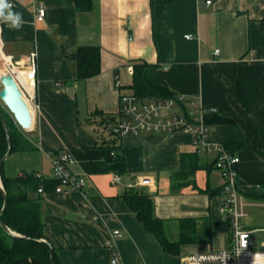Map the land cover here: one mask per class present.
I'll return each instance as SVG.
<instances>
[{
    "label": "crops",
    "instance_id": "crops-1",
    "mask_svg": "<svg viewBox=\"0 0 264 264\" xmlns=\"http://www.w3.org/2000/svg\"><path fill=\"white\" fill-rule=\"evenodd\" d=\"M92 1L91 10L81 13L74 0H8L23 23L16 28L0 20L3 54L13 58V73L24 81L20 88L31 110L30 129L20 130L37 147L9 155L3 170L10 178L22 172L40 177L43 193L31 196L40 199L44 234L59 260L109 264L117 253L123 264H182L188 254L228 248L216 157L193 135L122 138L117 146L127 173L120 184H111L94 114L116 116L120 96L132 91L128 68L134 62L148 64L142 81L152 98L182 95L197 102L210 127L206 145L243 143L230 154L240 158L234 170L248 203L243 224L255 246L254 234L264 233V201L246 195L264 197V0H211L210 5L203 0ZM39 6L46 12L42 22L35 19ZM84 45L100 47L101 72L81 83L74 81L68 55ZM59 151L70 152V172L85 177L86 198L55 191L60 184L52 177L47 153ZM193 152L201 167L194 172L195 187L171 188L180 156ZM208 165L207 172L202 167ZM148 178L150 184L137 188L152 196L154 215L163 221L170 242L179 241L181 220L195 222V242L181 244L178 256L161 249L120 197L129 182L133 186ZM208 189L216 193L210 196ZM114 230L123 236L108 248ZM11 264L40 262L28 258Z\"/></svg>",
    "mask_w": 264,
    "mask_h": 264
},
{
    "label": "trees",
    "instance_id": "trees-1",
    "mask_svg": "<svg viewBox=\"0 0 264 264\" xmlns=\"http://www.w3.org/2000/svg\"><path fill=\"white\" fill-rule=\"evenodd\" d=\"M172 0H169L170 3ZM92 0H74V6L78 12H88L92 8ZM68 57L74 63V81L84 83L87 79L100 74L101 55L100 47L84 45L78 47ZM148 64L134 62L132 64L131 90L139 99L152 98L153 93L142 81V73ZM0 112L7 124V133L3 128L0 118V161L9 153L27 152L35 150L37 147L32 141L25 137L16 122L10 118L0 105ZM98 120L95 122L98 130V139L101 140L100 147L103 156L108 161V171L124 176L127 171L123 157L118 152L117 143L119 140L110 139L108 132L104 130V124L115 121L116 116L105 115L95 112ZM117 146V147H116ZM225 149L232 153L243 146L242 142L223 144ZM110 153H113L111 156ZM180 168L171 177V188L180 189L182 187H195L194 172L201 168L199 158L195 152L180 156ZM4 163L0 166V212L6 198V209L2 214V221L8 228L5 231L0 223V264H11L17 259H37L40 264H62L59 260L58 251L51 241L44 234V222L41 219L40 199L31 196L40 185V177L33 172H22L13 178L7 177L3 170ZM208 172L210 166L202 167ZM212 196L216 192L206 190ZM77 199L81 196L74 194ZM130 212L140 222L147 234H152L164 252L178 256L181 244L195 242V222L192 220H181L180 239L177 243H172L167 239L163 230V221L154 215V204L152 196L137 187H126L120 195ZM246 197L256 198L264 201V197L256 195H246ZM10 233L14 234L11 235Z\"/></svg>",
    "mask_w": 264,
    "mask_h": 264
},
{
    "label": "built area",
    "instance_id": "built-area-1",
    "mask_svg": "<svg viewBox=\"0 0 264 264\" xmlns=\"http://www.w3.org/2000/svg\"><path fill=\"white\" fill-rule=\"evenodd\" d=\"M205 5H210L211 0H203ZM43 6L36 9V22H42L45 18ZM3 25L0 24V58L6 68L7 73H11L18 84L22 87L18 74H14L13 58L4 56L2 43ZM189 38V37H186ZM215 55L218 51L214 50ZM31 63L34 60L31 55ZM129 74H133L132 66L128 68ZM57 85H60L57 83ZM21 90V88H20ZM22 92V90H21ZM120 109L116 113L115 121L104 124V130L110 139L121 140L125 137L156 134V135H193L198 143L204 146V150L215 154V169L220 172L223 180L224 199L220 208V213L226 217L229 227L228 248L223 251L195 252L188 254L182 259V264H264V252L253 251L254 240L252 232L244 227L243 220L247 217L248 203L245 200L239 184L237 183V172L234 166L240 161L237 156L231 155L223 145L205 144V140L210 134V127L202 119L203 110L193 99L189 100L182 95L161 96L156 98L139 99L133 91L120 96ZM209 112H214L211 108ZM112 156L113 153H110ZM47 157L51 162L52 177L59 181V192H70L73 195L79 194L81 198H86V179L82 175L70 172V167L74 161L68 151H59L57 154L48 152ZM111 184L117 186L122 181V176L112 173ZM151 179H139L134 187L147 186ZM132 186V187H133ZM125 187H131L129 182ZM254 189L259 191L261 186L254 185ZM37 192L43 193L41 188ZM110 239L105 246L112 248L114 242L123 235L120 230L110 233ZM109 264H123L117 253H113Z\"/></svg>",
    "mask_w": 264,
    "mask_h": 264
},
{
    "label": "water",
    "instance_id": "water-1",
    "mask_svg": "<svg viewBox=\"0 0 264 264\" xmlns=\"http://www.w3.org/2000/svg\"><path fill=\"white\" fill-rule=\"evenodd\" d=\"M0 101L4 104V106L7 108L9 113L12 115V118H14L16 124L18 127L23 130L27 131L30 129L32 125V117H31V110L27 102H25L22 92L20 88H18V84L15 81L13 75L10 73H4L0 76ZM0 118L3 124V128L5 130V133H7V124L5 119L2 117V114L0 112ZM8 134V133H7ZM9 156V153H7L4 158L0 161V166L2 165V162ZM0 189H2L1 181H0ZM6 207V198L4 199L3 209L0 212V223L2 228L8 232V228L3 223L1 217L3 212L5 211ZM11 235H14L10 233ZM15 236V235H14Z\"/></svg>",
    "mask_w": 264,
    "mask_h": 264
},
{
    "label": "clouds",
    "instance_id": "clouds-1",
    "mask_svg": "<svg viewBox=\"0 0 264 264\" xmlns=\"http://www.w3.org/2000/svg\"><path fill=\"white\" fill-rule=\"evenodd\" d=\"M0 20L9 21L16 28H19L23 23L21 15L11 11L8 0H0Z\"/></svg>",
    "mask_w": 264,
    "mask_h": 264
},
{
    "label": "rangeland",
    "instance_id": "rangeland-1",
    "mask_svg": "<svg viewBox=\"0 0 264 264\" xmlns=\"http://www.w3.org/2000/svg\"><path fill=\"white\" fill-rule=\"evenodd\" d=\"M0 70H2V69H4V67L3 68H1V64L3 65V62H2V60H1V58H0ZM4 66V65H3ZM0 90H1V86H0ZM23 95V94H22ZM23 98H24V95H23ZM24 100H25V98H24ZM0 105H1V107L3 108V110L7 113V115L10 117V118H12V115L9 113V111L7 110V108L4 106V104L3 103H1V101H0ZM13 120H14V118H12ZM15 121V120H14ZM12 158V157H11ZM10 159H7V163H6V165H5V167H7V166H9V161ZM12 160L13 159H11V162H12ZM12 164V163H11ZM3 169H4V167H3ZM252 224H254V223H252ZM254 239H255V247H254V249H253V251H262V252H264V247H262V246H260V243H261V241H264V233H260V232H258V233H255L254 234Z\"/></svg>",
    "mask_w": 264,
    "mask_h": 264
},
{
    "label": "bare ground",
    "instance_id": "bare-ground-1",
    "mask_svg": "<svg viewBox=\"0 0 264 264\" xmlns=\"http://www.w3.org/2000/svg\"><path fill=\"white\" fill-rule=\"evenodd\" d=\"M3 71H4V73H6V71L4 70V69H2ZM19 80H20V82L21 83H24V81H23V79H22V77H21V75L19 74ZM23 94V93H22Z\"/></svg>",
    "mask_w": 264,
    "mask_h": 264
}]
</instances>
